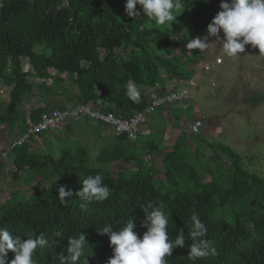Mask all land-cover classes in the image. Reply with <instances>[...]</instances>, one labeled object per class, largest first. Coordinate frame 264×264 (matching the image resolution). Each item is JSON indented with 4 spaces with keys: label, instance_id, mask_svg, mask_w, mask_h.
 <instances>
[{
    "label": "trees",
    "instance_id": "16d2710c",
    "mask_svg": "<svg viewBox=\"0 0 264 264\" xmlns=\"http://www.w3.org/2000/svg\"><path fill=\"white\" fill-rule=\"evenodd\" d=\"M181 2L195 30L208 29L221 3ZM174 34L172 27L157 26L143 14L129 17L125 0H0V80L9 93L0 124L13 128L15 121H21L19 136H23L29 121L37 123L43 113L54 110L44 103L25 117L21 105L35 89L44 101L50 94L61 96L59 110L92 102L102 113L121 119L132 117L149 106L152 92L162 94L171 82L186 83L196 74L199 49L189 50L186 43L201 34L187 31L175 44ZM25 61L30 66L27 70ZM29 76L38 84L29 82ZM66 78L78 89L75 96L69 92ZM129 85L140 89L138 103L127 97ZM65 98L75 104H68ZM172 105L158 109L167 110ZM72 122L65 124L67 131ZM164 129L158 139L153 135L155 127L143 138L139 131L132 140L113 132L96 154L94 166L89 165V150L76 146L69 137L59 139L56 148L48 146L45 155L32 151L34 138L50 131L38 133L9 153L13 165L10 176L30 185L29 175L33 174L39 177L37 185L45 189L36 194H14L0 204V228L21 235L22 240L44 234L49 244L37 249V264H59L58 253L67 255L69 237L82 232L88 242L89 264H107L113 249L109 236L97 229L112 223L113 230H118L131 216L142 235L146 228L141 226L145 218L141 205L152 202L162 204L170 217V239L174 240L180 229L185 233V247L177 246L167 257L168 264H193L187 256L193 212L205 223L206 238L217 249L215 256L195 264H264V178L245 170L233 150L217 146L215 153L231 159L232 165L221 185L206 161H189L190 132L178 135L168 151L163 145ZM195 146L198 152V144ZM154 152L164 155L160 168L148 165L147 155ZM198 153L203 155L201 150ZM6 160L0 163V178ZM125 164L134 170L117 175L112 172ZM96 174L104 177L111 191L108 199L88 202L74 194L66 203L59 200L60 186L77 192L87 176ZM207 174L211 175L209 181L204 179ZM16 199L23 200L9 206ZM57 232L63 237L56 236ZM13 258L10 250L9 262Z\"/></svg>",
    "mask_w": 264,
    "mask_h": 264
},
{
    "label": "rangeland",
    "instance_id": "374dc122",
    "mask_svg": "<svg viewBox=\"0 0 264 264\" xmlns=\"http://www.w3.org/2000/svg\"><path fill=\"white\" fill-rule=\"evenodd\" d=\"M217 10L220 11L221 9L218 8ZM170 27L175 31L174 44L178 43L187 31H195L201 34V38L207 35V30L194 29L189 22L188 12L185 9L182 10ZM222 36L223 33L221 32ZM209 40L216 41V37H209ZM218 57L221 59L220 64L216 63ZM205 64L210 65L211 68L208 74L203 71ZM24 68L27 70L25 65ZM195 68L198 76H194L192 81L186 83L174 81L170 83V87L168 86L171 88L173 85L175 88L187 90L190 93V98L176 102L166 108L171 112H175L176 115H180V120L184 122H179L181 127L173 122V127L178 126L179 133H191V135L188 134L190 140H192L189 142L192 149L189 161L192 162L197 158L202 159V162L206 161L213 173L219 176L221 185H224L229 169L232 168L231 159L220 152L215 153V151L217 146H225L239 156L240 164L245 170L264 178V55H260L258 47L253 48L251 45H247L245 52L241 55L228 57L223 52L222 45L216 42L215 46L209 50L204 52L199 50V63ZM31 78L29 76L30 81H32ZM48 82L51 83L50 80ZM66 82L69 92L75 93L77 88L70 83L69 78H66ZM7 91L6 83L0 80V100H3L1 98L2 93H8ZM69 101L71 102V100ZM58 103L59 100H52L47 105L48 109H56ZM1 110L0 106V113ZM161 111L158 108L154 109L149 116L151 118L147 120L150 129L157 126L153 132L157 139L158 135L163 133L160 132L162 122L163 128H166ZM197 118L199 120L204 119L209 124L210 129L206 128L204 121H195ZM14 123L19 127L21 125V121H15ZM195 123H198V130L193 132ZM78 127L73 128L72 131L77 130ZM86 128L92 136L86 132L85 137L75 136L72 142L76 143V146H85L89 150V165L94 166L96 154L99 153L105 142L100 143L97 139V134H102L100 130L91 125L86 126ZM67 132L65 125L59 131L52 132L51 137L53 140L48 145L53 148L58 147L59 139L69 137L66 135ZM197 144L203 152L201 157L198 153L200 150L198 148V152L196 150L195 145ZM37 150H39L38 154L41 155L47 153L44 143L39 144ZM148 161H151L153 168L161 167V159H150ZM148 165H150V162H148ZM3 170L4 172L0 178V204L8 201L14 194L20 192L36 194L45 189V186L37 185L39 177L33 174L29 175L32 181L30 185L23 183L21 179L13 181L10 176L13 165L9 158L3 164ZM133 170L132 165L128 166L126 164L112 168L115 175L120 174L121 171L129 172ZM210 178L211 175L207 174L204 179L209 181ZM23 199L14 200L9 203V206H13L17 201Z\"/></svg>",
    "mask_w": 264,
    "mask_h": 264
},
{
    "label": "clouds",
    "instance_id": "9594fccd",
    "mask_svg": "<svg viewBox=\"0 0 264 264\" xmlns=\"http://www.w3.org/2000/svg\"><path fill=\"white\" fill-rule=\"evenodd\" d=\"M184 7L181 0H125V12L129 17L135 19L143 14L160 27L171 26ZM220 9L209 23L207 35L189 39L186 48L204 52L219 42L228 57L241 55L247 45L258 47L260 55H264V0H221ZM209 37H216V41H210ZM27 64L30 67L28 62ZM126 95L132 102L138 103L141 91L138 87L129 85ZM103 181L101 174L89 175L83 180L82 189L77 192L60 186L59 200L66 203V198L75 194L88 202L105 201L111 191ZM141 208L145 213L141 226L146 228L142 235L136 231L137 223L131 216L118 230H113L112 223H105L97 229L99 234L109 236L113 249V255L107 264H168L167 257L172 256L174 249L177 246L185 247L183 229L179 230L174 240L169 238L170 217L162 204L148 202L141 205ZM190 221L188 239L192 243L188 245L190 250L187 256L195 264L199 259L215 256L217 249L206 238L208 229L195 212L192 213ZM56 236L63 237L60 232ZM27 237L22 240L21 235H14L7 228H0V264H37V249H44L49 241L44 234L35 238ZM86 244L88 242L84 233L81 232L78 237L70 236L67 255L58 253L59 264H89ZM10 250L14 253V258L9 262Z\"/></svg>",
    "mask_w": 264,
    "mask_h": 264
},
{
    "label": "built area",
    "instance_id": "2783aa9c",
    "mask_svg": "<svg viewBox=\"0 0 264 264\" xmlns=\"http://www.w3.org/2000/svg\"><path fill=\"white\" fill-rule=\"evenodd\" d=\"M25 62L26 69L28 64ZM216 63H221L220 57L216 59ZM25 69V68H24ZM210 65L205 64L203 71L205 74L210 72ZM50 80V79H49ZM190 97V93L185 89L169 88L166 92L159 94L152 92L150 95V104L144 110L135 113L132 117L121 119L112 114H105L100 111L99 107L92 102L86 104L71 105L65 110L54 109L41 115L37 123L28 122V130L23 136H16L5 145L0 146V163L8 158L9 153L23 143L30 141L35 135L42 132H51L59 129L63 125L89 118L95 122L109 126L115 135H125L129 139H135L141 127L146 124L149 115L156 108L172 105L176 102L186 100ZM198 130V123L193 126V132ZM131 134V135H130ZM134 136V138H132Z\"/></svg>",
    "mask_w": 264,
    "mask_h": 264
},
{
    "label": "crops",
    "instance_id": "0c3cea01",
    "mask_svg": "<svg viewBox=\"0 0 264 264\" xmlns=\"http://www.w3.org/2000/svg\"><path fill=\"white\" fill-rule=\"evenodd\" d=\"M26 65H27V63H26ZM194 76H198V73L196 72V74ZM31 79H32V81H30L29 78H28L29 82H31V83L33 82V83H35V85L38 84V81L36 79H34L33 77ZM191 81H192V79H191ZM170 85L171 84H169L168 86L170 87ZM169 87L166 88V90L167 89L169 90ZM194 87H196V86H194ZM77 93H78V90L76 89L75 93H71V94H73L75 96ZM1 96H2L1 98L3 100H0V106H1V109H2L1 113H0V116L3 114V105L6 104L9 101V93H5V94L2 93ZM45 99H46V101H44L43 98L40 97V94L36 91V89L30 95L26 96L24 101H23V103H22V105H21V110L24 113L25 117L29 116V112L31 110L36 109L37 107L44 105V103L48 104L52 100H56V99L61 101L63 98L61 96H58V94L56 93L55 95H51L50 94L49 98L48 99L45 98ZM65 100H67V99L65 98ZM69 100H71V99L67 100L68 104L74 103L73 101L70 102ZM161 112H162L163 119L165 120L164 122L166 124L165 125L166 128L164 129L165 133H164L163 145L168 151H170L172 145L177 140L178 135L181 134V133L178 132V126L181 127L180 124H179V122L181 121L180 120L181 117L178 114L176 115L175 112H171V110L162 109ZM197 120H199V119L198 118L195 119V121H197ZM78 121H79L78 123H77V121L72 122V124L70 126V130H68V132L66 134L67 136H69L71 141L74 139L75 136H77V137H80V136L81 137H85L87 135L86 132L92 136V134L89 131H87L86 126H88V125L94 126L96 129H98V130H100L102 132V134H100V133L97 134V137H98L97 139L100 141V143L105 142L107 139L112 138V136H113L112 129L110 127H108L107 125H104V124H101V123H96V122H93V121H90V122H85L84 120L83 121L82 120H78ZM199 121H201V122L204 121V124H205L206 128L210 129L209 124L204 119H201ZM173 122L177 123L178 126L173 127ZM181 122H183V121H181ZM160 126H161V129H163V122L160 124ZM75 127H78L77 130H73L72 131L73 128L76 129ZM156 128H157V126L155 127V129ZM59 129H57V130L59 131ZM57 130H55V131H57ZM149 130H151V129L148 127V123L143 125L141 127L140 134H139L140 136L139 137L143 138L144 135H146ZM52 132H54V131H52ZM52 132L44 133L43 136H38L37 138H34L32 144H30L31 150L32 151L37 150L38 149V145L44 143V146H45V149H46L45 151H47L48 146L50 147V145H48V144L53 140L52 137H51L52 136ZM20 133H21V128H19V126H15L13 128H10V125H8L7 123L0 124V144L2 143V145H3V144L8 143L10 140L15 138L16 136H19ZM165 141H167L169 143H167V142L165 143ZM190 141H192V140H190ZM37 151H39V150H37ZM163 156H164L163 153H159L157 155L153 153V154L147 155L148 158H146V159L147 160H150V159L151 160H153V159L154 160L161 159V161H162ZM150 165H151V161H150Z\"/></svg>",
    "mask_w": 264,
    "mask_h": 264
}]
</instances>
